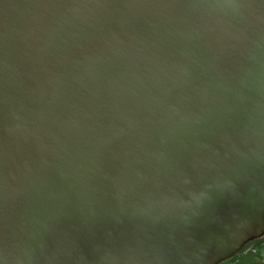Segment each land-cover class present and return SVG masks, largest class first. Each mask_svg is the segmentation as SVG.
Returning a JSON list of instances; mask_svg holds the SVG:
<instances>
[{"label":"water","instance_id":"1","mask_svg":"<svg viewBox=\"0 0 264 264\" xmlns=\"http://www.w3.org/2000/svg\"><path fill=\"white\" fill-rule=\"evenodd\" d=\"M264 234V0H0V262L219 264Z\"/></svg>","mask_w":264,"mask_h":264},{"label":"trees","instance_id":"2","mask_svg":"<svg viewBox=\"0 0 264 264\" xmlns=\"http://www.w3.org/2000/svg\"><path fill=\"white\" fill-rule=\"evenodd\" d=\"M264 245V234L245 243L242 249L233 257L225 260L221 264H249L254 259L263 261L261 250ZM253 264V263H252ZM264 264V261H263Z\"/></svg>","mask_w":264,"mask_h":264},{"label":"rangeland","instance_id":"3","mask_svg":"<svg viewBox=\"0 0 264 264\" xmlns=\"http://www.w3.org/2000/svg\"><path fill=\"white\" fill-rule=\"evenodd\" d=\"M261 253H262V256H263V261H264V245H263V248H262V250H261ZM263 261H261V260H258L257 258L256 259H254L253 261H251V262H249V264H254V263H256V264H263Z\"/></svg>","mask_w":264,"mask_h":264},{"label":"snow or ice","instance_id":"4","mask_svg":"<svg viewBox=\"0 0 264 264\" xmlns=\"http://www.w3.org/2000/svg\"><path fill=\"white\" fill-rule=\"evenodd\" d=\"M0 264H2V262H0Z\"/></svg>","mask_w":264,"mask_h":264}]
</instances>
